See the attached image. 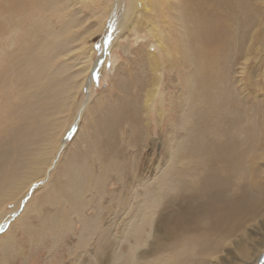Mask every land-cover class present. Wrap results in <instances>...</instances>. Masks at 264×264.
<instances>
[{"label": "bare ground", "instance_id": "6f19581e", "mask_svg": "<svg viewBox=\"0 0 264 264\" xmlns=\"http://www.w3.org/2000/svg\"><path fill=\"white\" fill-rule=\"evenodd\" d=\"M149 3L159 15L167 12L172 18V41L163 49L166 53L174 54L179 82L177 87L183 92L179 100L172 97L170 105L161 102L162 106L155 109L159 127L165 128L159 149L163 166L158 169L156 184L143 181L141 195H138L139 192L136 194L135 185L126 188L127 191L109 193L111 197L119 194L113 197L121 204V209L131 210L128 218L122 220L131 222L135 232V245L129 248L128 254L116 252L114 256L116 264H140L139 257L147 254L153 257L146 264H199L196 260L198 254L194 253L196 245L206 248L200 256L209 257V250L213 247L212 243L210 245L212 236L214 239L218 233L226 236L239 226V212L250 199L247 190H255L253 180L247 183L244 180V183L243 179L248 168L252 169L253 174L247 179L257 178L258 156L255 155L256 146L252 145L255 137L253 133L256 131L263 135L259 142L263 147L264 116L259 121L261 128L246 127V123L231 128L238 135L243 134L241 140L229 136L231 117L239 114L241 109L236 102L238 91L233 90L230 67L227 65L232 57L230 43L235 36L229 30L232 14L227 11L226 0H149ZM42 6L41 0H0V14L4 16L5 23V28L0 30V209L3 203L12 202L7 199L14 201L21 189L27 188L30 181L44 174L51 161V156L48 160L46 156L51 153L50 148L56 144L57 132L62 128V124L55 123L51 118L57 111L50 112L49 106L58 96L61 100L66 90L63 86L50 87L51 81L55 82L56 79L54 75L51 76L46 61L51 62L52 53L58 50V44L49 32L38 29L41 24L35 20L38 15L36 10L38 7L43 10ZM138 7L145 8L138 0H131L127 11L131 13ZM211 39L215 48L211 46ZM104 51L102 48L101 54ZM150 55L144 52L146 59L140 60L144 65L132 60V64L121 66L126 70L120 79L132 80V90L127 88V81L111 86V92L116 91V96L105 99L100 108L103 114L100 124L94 123L92 111L84 115V123L74 137L73 145L64 152L66 163L63 168L58 170L57 166L52 173L53 179L43 187L44 191L37 198L34 196V200L28 204V209L35 207L38 210L43 203L36 200L46 195L55 210H65V216L59 217L53 212L43 216L37 211L33 217L38 222L35 224L36 231L32 221L24 220V215L18 217L16 222L21 223L25 240L27 235L38 239L43 235L61 232L60 228L66 227L70 209L80 211L78 207L83 204L86 194L95 195L91 187L94 183L100 185L102 176L92 170L91 160L93 163L101 161L105 166H116L119 173L126 171V155L122 153L121 159L120 154L119 161L118 153L106 154L114 145L116 126L113 119L117 115V121H126L133 135L132 146L136 148L141 145L140 137L145 135L147 126L141 124L138 97L139 92L142 97L145 86L154 81L152 76L145 75L147 69L153 68L149 63L154 56ZM166 61L171 67V62L168 59ZM184 65L187 66L186 73H182ZM87 93L89 96V91ZM154 95L152 90H148L145 97H151L152 102ZM234 107H237V111ZM165 108L173 112L172 117L168 112L163 116ZM81 117L82 113L78 112L75 121ZM87 121L91 123L87 124ZM182 130L183 134L178 137ZM169 131L171 134H168ZM86 133L90 139L84 140ZM51 168L52 165L46 171ZM119 176L123 177V174ZM232 190L238 192L235 200L232 199ZM20 198L16 205L21 201ZM102 213L98 212L91 223L88 219L82 223L79 250L85 251L90 234L94 239L104 235V230L99 235L102 231L99 226ZM1 220L2 216L0 223ZM155 226L160 232L159 235L155 234V238L158 236L160 242H151L147 250L136 253L141 235L147 231L149 239ZM164 239L165 242H162ZM1 242V252L10 254L13 247L10 231ZM203 260L206 261L205 258Z\"/></svg>", "mask_w": 264, "mask_h": 264}, {"label": "rangeland", "instance_id": "374dc122", "mask_svg": "<svg viewBox=\"0 0 264 264\" xmlns=\"http://www.w3.org/2000/svg\"><path fill=\"white\" fill-rule=\"evenodd\" d=\"M41 1L44 9L41 10L38 7L36 10L38 15L35 17V20L41 24L38 29L49 32L51 38L55 39L58 44V50L52 53L51 62L46 61V66L52 73L51 76L54 75L56 79L55 82L51 81L53 83L50 84V87L59 88L63 86L66 90V94H63L61 100L58 96L54 103H47V105L50 104V112L57 111L56 115L51 118L55 123L62 124V128L57 132L56 144L50 148L51 153L46 156L47 160L51 156V161L46 167L48 169L52 165L51 170L46 171L45 169L42 176L30 181L26 186L27 188L21 189L14 201L7 199V201L12 200V202L3 203V207L0 209V218L2 216L0 223V264H116L115 253L128 254L129 248L135 245L133 236L135 232L131 222L122 220V218H128L131 210L129 208L121 209V204L113 197L119 194H112L111 197L109 193L111 191L118 193L135 185L136 194L139 192L138 195H141L143 190L141 183L143 181L156 184L155 178L158 169L163 166L159 149L163 143L161 141L165 128L164 126L159 127L155 109L162 106L161 102H168L170 105L172 97L179 100L183 92L177 87L179 82L176 76V65H174V54L166 53V50L163 49L172 41L170 22L173 21L167 12L159 15L149 0H138L145 8H135L131 13L127 11L131 0ZM226 2L227 11L232 14L229 30L235 36L230 43L232 57L227 65L230 67L229 75L234 84L233 90L238 91L236 102L241 109L239 114L236 113L235 117H231L229 136L241 140L243 134L238 135L235 129L231 130V128L244 126L245 123L246 127L258 126L261 128L259 121H262L264 116V112L262 113L264 111V0H226ZM3 17L0 14V30L5 28ZM241 33L243 34L241 35ZM211 46L215 48L213 42ZM102 48L105 49L103 54H101ZM145 51L154 56V59L149 63L153 68L145 71V75L152 76L154 81L146 85L142 97H140V92L138 97L141 124L147 126H144L147 130L144 129L145 135L140 137L142 146L139 145L136 148L132 146L133 135L130 126L126 121L122 123L117 121L116 115L113 119L116 126L114 145L106 153L107 155L118 153L119 161L120 154L121 159L123 155H126L124 156L127 158H125L124 166L129 170L126 169L120 174L116 170V166H105L101 161L100 163L98 161L93 163L91 160L92 170L97 172L98 176H102V178L100 177V185L94 183V189L91 187L92 192L95 191V195L86 194L83 204L78 207L80 211L76 212L77 210L72 211L70 209L66 227L60 228L61 232L58 231L55 235H43L38 239L35 236L27 235V240H25L21 223L16 222L18 217L24 215V220L32 221L34 223L33 229L36 231L37 226L35 224L38 222L33 217L37 211L43 216L50 212L58 214L59 217L65 216V210H55L54 205L51 204L46 195H42L36 200V202L43 203L38 210L35 207L32 210L30 207L28 209V204L34 196L37 198L44 191V186L50 179H53L52 173L57 166L58 170L63 168L66 163L64 152L68 150L71 144L73 145V139L84 123L86 117L84 115L90 114L92 111L93 114L91 115L95 117L94 123L100 124V119L103 116L100 108L105 103V99L109 96H116L114 95L116 91L111 92V86L120 81H127L129 84L127 88L132 90V80L120 79L124 77L126 70L121 66L132 64V60H135L138 65H144L140 60L146 59ZM164 54L168 56L165 57ZM167 59L171 62V67L167 64ZM156 66L158 67L155 68ZM128 70L132 71L131 69ZM141 72L144 74L143 69ZM186 72L187 66L184 65L182 73ZM148 90H152L153 95L155 94L152 102L150 101L151 97H145ZM88 91L91 96H88ZM98 105L97 110L94 109ZM229 108L227 105L228 111ZM234 108L237 111V107ZM165 109L163 116L168 112L172 117L173 112L168 108ZM186 111V106H184V112ZM78 112L82 113L81 119L78 118L79 122L78 120L75 121ZM145 122L149 124L147 125ZM86 123L89 124L91 121ZM91 128L89 127V129ZM54 129L57 130V128ZM170 131L168 134H171ZM181 133L183 134V130L178 137H181ZM253 134L255 137L252 145L253 147L256 146L258 174L257 178L247 179L250 174H253L252 169L248 168L245 170L243 181L245 180L247 183L249 180H253L255 190L254 192L252 188L247 190L250 199L244 203L239 212V226L226 236L219 235V233L215 239L212 236L210 245L212 243L213 247L209 250V254H211L209 257L200 256L206 248L199 244L196 245L197 249L194 253L198 254L196 260L199 264L208 259L207 264H264V260L260 261L264 259V145L263 147L259 145L263 135L256 131ZM83 137L84 140L90 139L87 133ZM118 173L119 175L123 174V177L119 176ZM134 175L135 177H132ZM237 193L236 190H232L233 200H235ZM104 196L105 198L102 199ZM19 197H21V201L16 205ZM98 212H103L99 223L102 231L100 230L99 235L103 233V230L105 233L98 238L100 240L94 239L93 235L90 234L88 237L89 244L85 251L79 250L80 234L84 225L82 223H85L87 219L91 223ZM56 227L58 228L59 224ZM152 228L154 230L151 231L152 236L149 239L147 231L141 235L136 253L147 250L151 242H160L158 236L155 238V234L159 235V230L156 226ZM8 231L11 232L13 247L10 254H3L1 252V245L3 244L1 240ZM162 242H165V239ZM161 253L165 254L164 252ZM149 255L138 256L140 264L148 263L153 257Z\"/></svg>", "mask_w": 264, "mask_h": 264}]
</instances>
